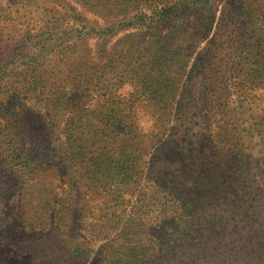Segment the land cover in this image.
<instances>
[{"label":"rangeland","instance_id":"obj_1","mask_svg":"<svg viewBox=\"0 0 264 264\" xmlns=\"http://www.w3.org/2000/svg\"><path fill=\"white\" fill-rule=\"evenodd\" d=\"M93 1L0 0V71L16 67L3 80L23 73L27 81L18 86L35 92L23 112L9 100L0 106V264H264V12L237 19L229 42L218 24L236 0H212L179 10L171 19L161 16L151 34L125 26L102 46L95 36H81L65 49L75 29L109 23ZM107 55L110 62L103 61ZM83 61L106 62L105 77L124 104L128 125L123 137L104 140L97 136L100 120L93 113L82 123L84 134L91 131L81 140L82 158L96 164L99 173L95 178L78 165L83 200L69 201L65 216V194L71 190L65 145L77 104H68L67 82L73 76L68 77L67 67ZM140 64L143 69L133 74L132 67ZM33 66L37 69L31 72ZM170 110L174 121L167 116ZM155 140L178 149L166 158L167 173L128 176L120 166L128 155L119 151L135 146L138 157ZM27 154L38 161L37 169L27 165ZM158 158L153 155L151 163ZM144 161L143 156L139 166ZM147 176L176 189L174 206L161 210L166 193L151 189ZM194 180L207 194L203 209L186 213L193 214L195 230L209 232L199 239L201 247L189 242L168 255L180 229L168 219L181 213L185 206L177 200ZM102 203L108 207L105 218L97 217ZM146 203L158 209L156 220L134 215V207L145 212ZM103 223L116 238L112 244L99 234ZM211 223L229 225L231 231L223 238L224 229ZM239 231L249 240L245 250L226 259L229 239ZM167 246L169 251H162Z\"/></svg>","mask_w":264,"mask_h":264},{"label":"trees","instance_id":"obj_2","mask_svg":"<svg viewBox=\"0 0 264 264\" xmlns=\"http://www.w3.org/2000/svg\"><path fill=\"white\" fill-rule=\"evenodd\" d=\"M89 1L93 0H87V2ZM211 1L212 0H165L158 3V1L155 0H94V7L99 8L102 11L103 16L106 14V16L109 18L107 19L109 23L103 27L86 25L80 30L75 29L69 34V37H67L65 41V49H70L72 47L71 41L73 39H78V37L81 36H83L84 39H92V36H95L96 39H101L100 44L102 46L106 39H108L110 35L113 34L112 32L115 31L116 28L119 29L125 26L140 27L141 29L149 31L151 34L150 31H152L157 26V24L161 22V19H159L161 16H167V14H169L171 19L177 15L179 10H186L187 8L195 10L196 7L202 5V2H204L205 5H209ZM178 2L182 3L183 5H180ZM262 12H264V0H236L233 9H231L229 5L227 11L222 13L218 24V33L221 32V35L225 36V39L227 42H229L233 39L232 36L236 32L233 27L234 25L238 24V21H236L237 19L249 20L250 18L252 19L255 16H258V13ZM231 18L233 19L232 21ZM77 19L83 20L81 17H77ZM210 27L208 25L207 30H209ZM149 43H151V38ZM101 51H103L102 47ZM103 55L106 54L103 53ZM132 55L134 54H130L129 56ZM111 57L112 55H107L106 57L102 56L103 61L107 62L111 61ZM105 65L106 62H101L97 66L95 63L91 64L83 61L76 64L71 62L67 67L68 77L73 76L67 82V85H69L68 89H71V92L69 93L71 98L68 101V104H71L75 101H77V104L71 108L72 116L69 119L71 134L65 145V151L67 154H69L68 156L65 155V160L68 159V163L65 165L69 177L67 178L71 187L70 193L65 194V216L69 215V201L74 202L75 200V202L78 201L80 204L83 200L81 189H79V187L80 181L83 179L84 175H82L80 172L77 173L76 169L78 165L81 166V170L85 169L87 171L86 174L94 176L95 178V174L99 173V168L96 166V164H91L85 160V158H82L83 147L81 146V140L83 137L90 136L91 134V131L87 132L86 134L83 133L85 127H82V123L87 121L89 113H93V115H95L100 120V130L97 131V136L103 138L104 140L123 137L125 135V128L128 125L126 122L128 116L125 113V109L120 108V106L124 104L121 103L119 98L115 97L112 89L113 85H109L108 78L105 77L106 74H108V72L103 70V66ZM107 66H109V63H107ZM35 69L37 68L34 66L31 67V72H33L32 70ZM142 69V64H140L139 67H132L131 72L137 75V73ZM15 70L16 67L11 65L8 71L6 69L0 71V106H2L1 103L3 100H9L8 103L12 101L13 105L18 106L21 112H23L24 110L29 109L28 107L23 109V103L25 102L27 104V102H32V97L35 92L31 90L30 87L18 86L20 82L27 81L23 73L19 75L13 74L14 78L9 81L7 79L3 80L4 77L10 76L12 71ZM202 72H204V70ZM239 72L240 71L236 72L237 75L240 74ZM136 75L132 79H136ZM208 81L210 82L211 80L208 79L207 83ZM3 84L4 86L1 87ZM145 89L146 88L144 87V90ZM160 93H149V96L150 98L161 102L164 100V96ZM65 106L66 108L68 107L67 105ZM167 116L171 117V121L176 120L174 113L171 110ZM186 131H189V129L186 128ZM159 142L160 141L155 140L154 142H151V144L148 145L146 149H140L141 156L138 157L134 155L137 150L135 146L129 147L128 150L119 151V155H128L127 157L123 158V161L120 165L121 168H123L127 174L129 173L128 176H136L138 173H144L145 175L148 173L149 175H152L153 173H151V171H156V175L158 176H164L167 173L166 167L164 165V163L168 162L166 158L169 157V153H175L174 150L178 149L175 146L164 148V143ZM45 143L48 142L44 141V144ZM182 150L183 151L181 152L183 153H186L187 151L188 153H192L191 149ZM153 155H155V157H158L159 155L155 165L151 163ZM27 156H30V159L26 161L27 165L29 162V164L32 165L33 170L37 169L38 161H35V158H31L32 155L27 154ZM143 156L145 160L144 165L139 166V162H141V158ZM193 159L195 160V158ZM88 163H90L89 167ZM150 163L152 169L148 170ZM176 172L178 173L180 171ZM147 178H149L147 183H149L148 185L151 189L160 188L162 192L166 193V195L164 194L162 197V200L164 201L161 204V210L167 208L170 205L174 206V202L176 201L175 198L177 197V195H175L176 189L172 187L167 189L168 185L164 186L161 180L160 182H157L156 180H153V178H150V176H147ZM98 184H100V190L103 193L104 188L100 180H98ZM183 193V198H181V200H177V202L180 203L182 201L185 207L181 209V213L179 215L173 217L171 215L168 219L171 226H174V228L177 226L180 227V229L176 231V242H174V249L169 252L168 255L177 249H180L183 245L189 242L199 243L201 247L202 242H200L199 239L205 238V236L208 234L206 232H209V230H205V227L195 230L194 224H192L194 221L193 214L188 211L186 213V209H203L201 205L205 199L204 195L207 193H203L202 182H199L198 180L189 182ZM147 204L149 203H146V205ZM107 209L108 207L104 206L102 203V208L98 209L99 214L97 217L105 218V216H107ZM134 209V215L138 220H140L143 214L145 220H148L150 217L156 220L159 215L156 206H152L150 204L147 206L145 212L141 207H134ZM160 216H162L161 212ZM251 222L254 223L253 219H251ZM201 223L204 225V222ZM211 225L213 228L224 229L225 232H223V238L226 237V231H231V227L226 224L211 223ZM98 227L100 228L99 234L102 236V240L106 241L108 244H112L116 238L110 236L109 231H107L106 223L99 224ZM242 230L247 231V227H242ZM204 233L206 234L202 235ZM232 234L234 237H231L228 243L230 247L225 250V252L228 253L226 259L237 258L238 255L245 250V247L242 245L249 241L247 238H243V234L240 233V231L234 232ZM169 248L170 247L167 246L165 249H162V251H169ZM214 250L216 251L217 248ZM102 252H104V250ZM107 256L108 253L104 255V257ZM104 257L102 258L103 261L105 259Z\"/></svg>","mask_w":264,"mask_h":264}]
</instances>
